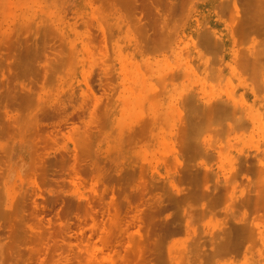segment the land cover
I'll return each instance as SVG.
<instances>
[{
  "label": "rangeland",
  "instance_id": "374dc122",
  "mask_svg": "<svg viewBox=\"0 0 264 264\" xmlns=\"http://www.w3.org/2000/svg\"><path fill=\"white\" fill-rule=\"evenodd\" d=\"M107 1L0 0V264H264V0Z\"/></svg>",
  "mask_w": 264,
  "mask_h": 264
},
{
  "label": "bare ground",
  "instance_id": "6f19581e",
  "mask_svg": "<svg viewBox=\"0 0 264 264\" xmlns=\"http://www.w3.org/2000/svg\"><path fill=\"white\" fill-rule=\"evenodd\" d=\"M108 1H109V0H108ZM108 1H107V2H108ZM113 1H114V3H115V2H118L119 5H120V2H119V1H117V0H116V1L113 0ZM121 1H123V0H121ZM232 1H233V0H232ZM240 1H241V0H240ZM244 1H245V0H244ZM247 1H248V0H247ZM256 1H257V0H256ZM107 2H106V3H107ZM110 2H111V0H110ZM123 2H124V1H123ZM125 2H126V0H125ZM249 2H250V1H249ZM7 3H8V2H7ZM108 3H109V2H108ZM108 3H107V4H108ZM111 3H112V2H111ZM114 3H112V4H114ZM118 3H116V4H118ZM225 3H226V2H225ZM225 3H224L223 5H225ZM229 3H233V2L230 1ZM254 3H255V2H254ZM121 4H122V3H121ZM250 4H251V3H250ZM250 4H249V5H250ZM257 4H258V1H257ZM257 4H255V5L258 6ZM260 4H261V3H260ZM260 4H259V5H260ZM123 5H124V4H123ZM226 5H228V4H226ZM226 5H225V6H226ZM230 5H231V4H230ZM232 5H233V4H232ZM234 5H235V4H234ZM242 5H243V4H242ZM247 5H248V4H247ZM225 6H224V7L222 6V7L225 8ZM147 7H148V6H147ZM222 7H221V8H222ZM234 7H235V6H234ZM252 7H253V6H252ZM134 8H135V7H134ZM142 8H143V7H142ZM221 8H220V9H221ZM227 8H228V7H227ZM230 8H232V6H231ZM260 8H261V7H260ZM260 8H259V9H260ZM253 9H254V8H253ZM261 9H262V8H261ZM224 10H226V8H225ZM224 10H223V11H224ZM233 10H234V9H233ZM257 11H258V10H257ZM252 12H253V11H252ZM258 12H259V11H258ZM248 13H249V12H248ZM252 15H257V12H256V14L253 13ZM260 15H261V14H260ZM254 18H255V16H254ZM250 19H252V18H250ZM246 21H247V20H246ZM248 21H249V22H253L254 19L251 20V21H250V20H248ZM248 21H247V22H248ZM263 21H264V20H263ZM253 23H255V22H253ZM258 23H259V22H258ZM255 25H256V23H255ZM255 25H253V26L255 27ZM257 25H258V24H257ZM259 25H260V24H259ZM263 25H264V23H263ZM250 27H252V25H251ZM208 31H209V30H208ZM204 33H205V32H204ZM208 33H209V32H208ZM208 33H205V34L209 35ZM200 35H201V34H200ZM207 35H206V36H207ZM210 35H211V33H210ZM210 35H209V36H210ZM203 36H204V34H203ZM200 38H202V37H200ZM204 38L207 39V37H204ZM214 39H216V38H214ZM211 40H212V38H211ZM211 40H209V41H211ZM200 41H202V39H201ZM232 41H233V40H232ZM202 42H203V41H202ZM211 42H212V41H211ZM215 42H216V41H215ZM217 42H220V41L217 40ZM207 43H208V42H207ZM213 43H214V42H213ZM234 43H235V42H234ZM203 44H204V43H203ZM208 44H209V43H208ZM210 44H211V43H210ZM217 44H219V43H217ZM212 45H213V44H212ZM220 45H221V44H220ZM220 45H219V46H220ZM204 46H205V48H206V45H204ZM213 47H214V45H213ZM207 49H208V48H207ZM258 50H259V49H258ZM218 52H219V51H218ZM246 52H247V51H246ZM241 56H242V55H241ZM242 59H243V58H242ZM240 63H241V62H240ZM187 64H188V63H187ZM211 64H212V63H211ZM254 64H255V63H254ZM239 65H240V64H239ZM243 69H244V68H243ZM246 69H248V68H246ZM240 71H241V70H240ZM103 74H104V73H103ZM105 75H106V74H105ZM186 75H187V74H186ZM196 76H198V75H196ZM222 77H223V76H222ZM196 78H197V77H196ZM227 78H228V77H227ZM98 79H100V78H98ZM98 79H97V80H98ZM201 80H202V79H201ZM218 80H219V79H218ZM100 81H101V80H100ZM101 82H102V81H101ZM195 82H196V81H195ZM219 83H220V82H219ZM6 84H7V83L5 82V85H6ZM19 84H21V83H19ZM258 84H259V83H258ZM22 85H23V84H22ZM100 85H103V84L101 83V84H99L98 86H100ZM208 85H209V84H208ZM6 86H7V85H6ZM252 86H253V85H252ZM4 87H5V86H4ZM7 87H8V86H7ZM10 87H11V86H10ZM259 87H260V86H259ZM13 88H15V87H13ZM26 88H27V87H26ZM211 88H212V87H211ZM224 88H225V87H224ZM260 88H261V87H260ZM28 89H29V87H28ZM212 89H213V88H212ZM14 90H15V89H14ZM22 90H23V89H22ZM228 93H229V92H228ZM236 95H237V94H236ZM239 95H240V94H239ZM99 96H100V95H99ZM102 96H105V95L103 94ZM97 97H98V96H97ZM187 97H188V96H187ZM101 98H102V97H101ZM194 98H195V97H194ZM96 100H97V99H96ZM99 100H100V98L98 99V101H99ZM188 100H189V99H188ZM98 101H97V102H98ZM224 102H225V101H224ZM186 103H188V101H186ZM245 103H246V102H245ZM94 104H95V103H94ZM94 104H93V105H94ZM97 104H98V103H97ZM97 104H95V105H97ZM190 104H191V103H190ZM225 104H227V103H225ZM95 105H94V106H95ZM218 105H219L218 108H220V107H221V106H220V102H219ZM227 105H229V104H227ZM227 105H226V106H227ZM223 106H225V105H223ZM92 107H93V106H92ZM229 107H231V106H229ZM181 108H182V107H181ZM187 108H188V107H187ZM210 108H211V107H210ZM223 108H224V107H223ZM231 108H232V107H231ZM231 108H228V109L231 110ZM197 109H199V108H197ZM237 109H238V108H237ZM237 109H234V111H233V110H232V111L235 112ZM85 110H86V109H85ZM94 110H95V108H94ZM191 110H192V109H191ZM230 110H229V111H230ZM58 111H59V110H58ZM91 111H92V109L90 110V112H91ZM214 111H215V110H214ZM181 112H182V111H181ZM62 113H63V112H62ZM91 113H93V112H91ZM197 113H198V112H197ZM199 113H200V112H199ZM235 113H236V112H235ZM207 114H208V113H207ZM52 115H53V114H52ZM78 115H79V114H78ZM93 115H95V114H91V115H90V114L88 113V117L91 118V121H92V117H90V116H93ZM200 115H201V114H200ZM237 116H238V114H237ZM46 117H49V116H46ZM52 117H53V116H52ZM52 117H51V119H52ZM67 117H68V114L61 115L60 117H57L58 119H57L56 121H54V122L51 121L50 123H47V124L45 123V124H46V126H47V125H48V126H49V125H53V127L56 128V129H55L56 132H58L60 129L57 130V128H59V126H60L61 124H62V125H63V124H64V125H65V124L67 125V121H69ZM78 117H79V116H78ZM93 117L96 118V116H93ZM205 117H206V116H205ZM69 118H70V117H69ZM89 118H88V120H89ZM95 118H93V119H95ZM47 119H48V118H47ZM51 119H50V120H51ZM53 119H54V118H53ZM193 119H194V118H193ZM83 120H84V119H83ZM235 120H236V119H235ZM259 120H260V119H259ZM89 121H90V120H89ZM85 122H87V121H85ZM75 123H76V122H75ZM81 123H83V121H81ZM91 123H93V122H90L89 124H91ZM95 123H96V121H95ZM240 123H241V122H240ZM70 124H73V123L71 122ZM41 125H42V124H41ZM64 125H63V126H64ZM66 125H65V126H66ZM86 125H87V124H86ZM193 125H194V124H193ZM200 125H201V124H200ZM251 125H252V124H251ZM72 126H73V125H72ZM74 126H75V124H74ZM74 126H73V127H74ZM84 126H85V125H84ZM87 126H88V125H87ZM95 126H97V125H95ZM187 126H188V125H187ZM232 126H233V125H232ZM49 127H50V126H49ZM70 127H71V126H70ZM73 127H72V129H73ZM77 127H78V126H77ZM77 127L74 128V129H75L74 131H76V129H78ZM81 127H82V126H81ZM184 127H185V126H184ZM79 128H80V127H79ZM84 128H85V127H84ZM189 128H190V127H189ZM189 128H187V129H189ZM232 128H233V127H232ZM70 129H71V128H70ZM90 129H91V127H90ZM92 129H93V128H92ZM53 130H54V129H53ZM226 130H227V129H226ZM89 131H91V130H89ZM93 131H94V130H93ZM183 131H185L184 128H183ZM56 132H55V133H56ZM69 132H70V130H69ZM85 132H86V131H85ZM91 132H92V131H91ZM64 133H65V134H64ZM64 133H62V135H63V134H64V135H67V134H68V133L66 134V132H64ZM77 133H78V131H77ZM190 133H191V132H189V134H190ZM47 134H48V133H47ZM50 134H52V133L50 132ZM57 134L60 135L61 133H57ZM82 134H83V133H82ZM182 134H183V133H182ZM186 134H187V133H186ZM92 135H93V132H92ZM223 135H224V134H223ZM250 135H251V134H250ZM47 136H49V135H47ZM50 136H51V139H50V140H54V139H55V137L53 138V135H50ZM50 136H49V137H50ZM56 136H57V135H56ZM67 136H68V135H67ZM86 136H88L87 133H86ZM251 136H252V135H251ZM259 136H260V135H259ZM64 137H65V136H64ZM182 137H184V136H182ZM223 150H224V149H223ZM75 151H76V150H74V152H75ZM74 152H73V155H76V154H74ZM75 153H77V152H75ZM77 156H78V155H77ZM77 156H74V158H73L74 161H73V159H72V161L74 162V164H76V163H75V162H76L75 160H77V159H76ZM78 158H79V157H78ZM65 159H66V157H65ZM65 159L63 158V161H64ZM67 159H70V155H69V157H68ZM57 160H58V159H57ZM78 160H79V159H78ZM59 161H60V160H59ZM59 161H57V162H59ZM61 161H62V160H61ZM61 161H60V163H62ZM72 161H71V162H72ZM77 162H78V161H77ZM60 163H59V164H60ZM69 163H70V162H69ZM78 163L81 164V161H79ZM74 164H73V163H72V164H71V163L69 164V165H71V167H70L71 169H75V168H76V167L74 168ZM76 165H77V164H76ZM78 166H79V169H80L81 165L78 164ZM85 166H86V165H85ZM81 168H85V167H81ZM75 170H76V169H75ZM76 172H77V171H76ZM203 173H204V172H203ZM205 173H206V172H205ZM200 174H201V173H200ZM194 175H195V174H194ZM194 175H193V176H194ZM197 175H198V174H197ZM203 176H205V175L203 174ZM203 176L201 175V177H203ZM190 177H192V176H190ZM198 177H199V176H198ZM197 179H198V178H197ZM204 179H206V177H204ZM204 179L202 178L203 183L205 182ZM200 180H201V179H200ZM226 180H228V179H226ZM202 181H201V182H202ZM195 182H196V181H195ZM195 182H194V184H195ZM203 183H202V184H203ZM192 185H193V184H192ZM198 186H199V183H198ZM263 190H264V189H263ZM263 190H262V192H263ZM204 193H205V192H204ZM205 194H206V193H205ZM259 194H260V193H259ZM259 194H258V196L261 197V195H259ZM262 196L264 197V195H262ZM263 197H262V198H263ZM256 198H257V197H256ZM263 199H264V198H263ZM212 201H213V200H212ZM13 205H14V201H13V200H10V199L7 200V199H6V200L0 205V207H1V208L3 209V211H4V212H2V210H1V212H0V216H1V215H4L5 217L10 216L11 213L14 212V211L17 209V207H18L17 205H15V210L13 211V209H12ZM6 223H7V221H6L5 223H3V222L0 223V231H3L5 228L8 227V226L6 225ZM25 224H27V223L25 222ZM227 235H228V234H227ZM3 236H4V237H7V236H8V232H7V231H3ZM243 237H244V239H242V240L239 239V238H237V237H235V239H233L232 241H227V242H225V243L222 245L221 248H222L224 251H226L227 254H228V253H238V251H239V250L241 249V247L243 246V242H244V241H247V239H248V240L251 239V237H252L251 231H250L249 229L246 230V231H245V234H244ZM226 238H227V236H226ZM226 238L224 237V239H226ZM227 239H228V238H227ZM217 241H218V240H217ZM219 241H220V240H219ZM219 241H218V242H219ZM151 242H152V241H151ZM214 242H215V241H214ZM137 245H138V244H137ZM152 245H153V244H152ZM7 246H8V245H7ZM216 246H218V245H216ZM12 247H13V246H12ZM71 247H72V246H70V248H71ZM151 247H152V246H151ZM204 247H205V246H204ZM7 248H9V246H8ZM7 248H6V250H5V249H3V250H4V251H7ZM10 248H11V246H10ZM133 248H134V247H133ZM143 248H144V247H143ZM198 248H199V247H198ZM214 248H215V247H214ZM214 248H212L211 251L216 252V251L213 250ZM11 249H12V248H11ZM11 249H9V250H10V254H8L9 252H7V254L10 255V256L13 255V254H11V253L14 252V251L12 252L13 249H12V250H11ZM82 249H83V248H82ZM134 249H135V248H134ZM134 249H133V250H134ZM149 249H150V248H149ZM153 249H154V248H153ZM9 250H8V251H9ZM84 250L88 251V249H86V248H84ZM84 250H83V251H84ZM142 250H143V249H142ZM192 250H193V249H192ZM203 250H206V249H203ZM28 251H30V250L28 249ZM139 251H140V249H139ZM145 251L147 252V251H149V250H144V252H145ZM200 251H202V250H200ZM75 252H77V251H75ZM78 252H79V250H78ZM144 252H143V253H144ZM146 252H145V253H146ZM159 252H160V251H159ZM190 252H191V251H190ZM197 252H198V251H197ZM207 252L209 253V251H206V254H207ZM31 253H32V252H28V254L32 255ZM86 253H87V252H86ZM149 253H150V251H149ZM153 253H154V252H153ZM204 253H205L204 251H203V253L201 252V255H202V254L204 255ZM1 254H2L3 259H4V256H5V255L3 254L2 248H0V261L2 260V256H1ZM133 254H134V253H133ZM136 254H137V253H136ZM206 254H205V255H206ZM139 255H140V256H139ZM139 255H138V256H139V257H138V260H139V258L142 259L141 256H144V254L141 255V252H140ZM145 255H146L147 257L144 256L142 260H145V259H146L147 264H148L149 260L151 261V259H152L153 257H151V254L149 255V254L146 253ZM156 255H157V254H156ZM158 255H159V254H158ZM161 255H162V254H161ZM32 256H33V255H32ZM32 256H31V257H32ZM128 256H130V253H129ZM149 256H150L151 258H150ZM209 256H210V255H209ZM209 256H208V257H209ZM29 257H30V256H29ZM31 257H30V258H31ZM131 257H132V256H131ZM135 257H136V256H135ZM135 257H132V258L135 260ZM163 257H164V255H163ZM193 257H194V256H193ZM210 257H211V256H210ZM148 258H150V259L148 260ZM6 259H7V258H6ZM118 259H119V258H118ZM121 259H122V258H121ZM121 259H120V260H121ZM133 259H132V260H133ZM136 259H137V258H136ZM189 259H192V258L189 257ZM208 259H209V258H208ZM41 260H42V259H41ZM122 260H125L124 257H123ZM128 260H129V259H128ZM134 260H133V262H134ZM138 260H136V262H137ZM142 260H140V261H142ZM152 260H153V259H152ZM155 260L158 261L157 259H155ZM194 260H195V259H194ZM201 260H202V259H201ZM125 261H126V260H125ZM146 261H143V263H142V262H141V263L144 264V262H146ZM188 261H190V260H188ZM191 261L193 262V260H191ZM191 261H190V262H191ZM202 261H203V260H202ZM209 261H210V260H209ZM118 262H120V261H118ZM133 262H132V263H133ZM138 262H139V261H138ZM170 262H172V260H171ZM178 262H179V261H178ZM210 262H211V261H210ZM210 262H209V263H210ZM212 262H213V261H212ZM141 263H140V264H141ZM68 264H69V263H68ZM119 264H120V263H119ZM122 264H123V263H122ZM151 264H152V263H151ZM153 264H154V263H153ZM191 264H192V263H191ZM193 264H194V262H193Z\"/></svg>",
  "mask_w": 264,
  "mask_h": 264
}]
</instances>
